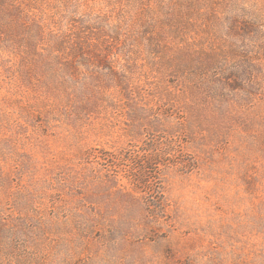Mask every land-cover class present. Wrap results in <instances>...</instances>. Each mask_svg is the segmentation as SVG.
<instances>
[{
  "label": "rangeland",
  "instance_id": "1",
  "mask_svg": "<svg viewBox=\"0 0 264 264\" xmlns=\"http://www.w3.org/2000/svg\"><path fill=\"white\" fill-rule=\"evenodd\" d=\"M31 2L45 34L107 26V62L42 68L44 36L6 45L19 70L0 68V214L13 222L0 264H264V0ZM149 153L153 188L136 193L126 172Z\"/></svg>",
  "mask_w": 264,
  "mask_h": 264
},
{
  "label": "trees",
  "instance_id": "2",
  "mask_svg": "<svg viewBox=\"0 0 264 264\" xmlns=\"http://www.w3.org/2000/svg\"><path fill=\"white\" fill-rule=\"evenodd\" d=\"M31 5H33L31 0H0V68L4 69L3 73L8 81H12L16 77L19 69H15L14 64L9 60L11 58L7 53L10 54V48L6 45L14 44L18 47L20 45H27L31 50L32 48H36L34 45L36 40L43 38V36L48 40V43H46L47 48L38 54L42 68L51 65H61L64 70L75 73V71L80 68V65L86 66L89 63L96 62L101 64L100 67H102L103 64L107 62V30H105L107 29V26L100 24V27L96 31H92L93 25L87 21L79 20L77 25L74 26L75 31L73 35H70L66 31H48L45 34V25L43 21H41L35 13H31L32 17L29 15V9H33ZM148 11L149 9L145 11V14ZM149 12L151 15L154 14L152 11ZM178 22L179 21H175L176 25H178ZM167 23L171 29H175L174 20H168ZM160 30L157 33V39L161 40L163 38V33ZM242 30L244 31V28ZM26 33H33L35 34V37L23 38L22 36ZM17 34H19V36H17ZM114 34L115 36H113L112 40L117 41V31H115ZM149 41L155 42L156 38L149 37ZM164 52L165 50L161 51V54L163 55L162 61L166 57ZM2 53L5 58L2 56ZM23 59H25V57ZM167 63H169L170 66L171 63H175L180 68L183 67V63L179 57H173ZM53 80L54 76L50 77L48 84H46L47 89L52 92L56 90L52 85ZM84 91L85 90L81 87H75L74 89V92L79 95ZM52 94L57 95L56 92H53ZM132 96L136 95L126 88L123 94L124 99L130 101ZM66 101L59 100L57 102L59 106L66 109ZM136 106L137 105L131 106L133 109H128L127 113L129 118L134 119L135 122L143 112ZM191 110L194 111V109ZM135 155H137V153ZM160 157L161 154L159 153H149L148 159L144 163L146 165L145 167L127 170L126 178L129 179L130 184L133 186V190L136 193H144L152 190L154 183L153 181L151 182V179L153 178V173H151L153 171L152 166L160 165ZM118 158L119 157L111 155L107 157L111 162V166ZM12 224L13 222L10 223L0 214V235L12 228Z\"/></svg>",
  "mask_w": 264,
  "mask_h": 264
}]
</instances>
